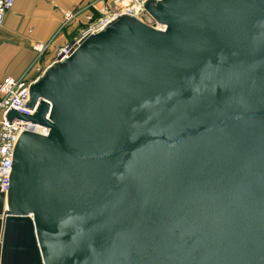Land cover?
<instances>
[{
    "label": "water",
    "instance_id": "water-1",
    "mask_svg": "<svg viewBox=\"0 0 264 264\" xmlns=\"http://www.w3.org/2000/svg\"><path fill=\"white\" fill-rule=\"evenodd\" d=\"M143 9L4 115L45 131L16 139L0 264H264V0Z\"/></svg>",
    "mask_w": 264,
    "mask_h": 264
},
{
    "label": "crops",
    "instance_id": "crops-1",
    "mask_svg": "<svg viewBox=\"0 0 264 264\" xmlns=\"http://www.w3.org/2000/svg\"><path fill=\"white\" fill-rule=\"evenodd\" d=\"M97 1L15 0L0 30V80L24 78L33 83L36 76L28 70L35 59L32 45H48L47 53L40 61L44 71L55 62L59 49L82 36L90 15L88 7ZM125 3L123 0L122 4ZM74 10H78L75 17L66 22L65 14Z\"/></svg>",
    "mask_w": 264,
    "mask_h": 264
},
{
    "label": "built area",
    "instance_id": "built-area-1",
    "mask_svg": "<svg viewBox=\"0 0 264 264\" xmlns=\"http://www.w3.org/2000/svg\"><path fill=\"white\" fill-rule=\"evenodd\" d=\"M122 1L98 0L96 3H91L88 7L90 15L87 17V28L82 36L103 29L106 24L120 15H129L138 20L142 18L143 21H146L145 17L147 15L144 12L143 5L147 0H125L127 2L125 5L122 4ZM14 2L15 0H0V30L3 27L5 16L12 9ZM77 11L74 10L66 13V22L72 20L77 14ZM94 14L96 17H94ZM70 45L58 50L56 60L58 58L63 59L67 56L71 48ZM47 49V44L34 43L32 45V51L36 55L35 60L43 56ZM34 62L33 65L35 64ZM36 71L39 72L38 69ZM30 84L31 82H26L24 78L13 79L6 77L0 80V194L4 196V205L13 150L20 131L24 129L38 134H43L45 131L43 127L20 120H15L8 125L4 118L9 108L24 115L23 110Z\"/></svg>",
    "mask_w": 264,
    "mask_h": 264
},
{
    "label": "rangeland",
    "instance_id": "rangeland-1",
    "mask_svg": "<svg viewBox=\"0 0 264 264\" xmlns=\"http://www.w3.org/2000/svg\"><path fill=\"white\" fill-rule=\"evenodd\" d=\"M127 3V2H126ZM125 3V4H126ZM124 4V5H125ZM145 22L147 23V24H151L152 23V20L150 19V18H148V17H145ZM46 53H47V51L43 54V56H41L40 58H38L37 60H35V59H33L34 61V65H33V62H32V64L30 65V67L28 68V70H32L31 72L34 74V76H37L38 74H39V72L40 71H42L43 69H44V66L43 65H40V61H41V59L46 55ZM34 57H36V55H35V53H34ZM39 70V72H37L36 70Z\"/></svg>",
    "mask_w": 264,
    "mask_h": 264
},
{
    "label": "bare ground",
    "instance_id": "bare-ground-1",
    "mask_svg": "<svg viewBox=\"0 0 264 264\" xmlns=\"http://www.w3.org/2000/svg\"><path fill=\"white\" fill-rule=\"evenodd\" d=\"M148 18H149V17H148ZM141 20H143V19L141 18ZM156 28H157V29H163V28L160 27V26H156ZM42 73H43V71H40L39 74L36 76L35 80H36L39 76H41ZM35 80H34V81H35ZM34 81H33V82H34ZM31 83H32V82H31ZM4 209H5V205H4Z\"/></svg>",
    "mask_w": 264,
    "mask_h": 264
}]
</instances>
